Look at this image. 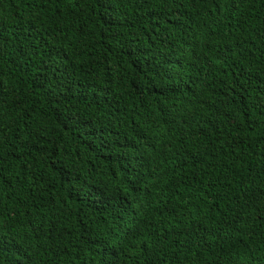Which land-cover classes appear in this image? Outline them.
<instances>
[{
  "label": "trees",
  "instance_id": "16d2710c",
  "mask_svg": "<svg viewBox=\"0 0 264 264\" xmlns=\"http://www.w3.org/2000/svg\"><path fill=\"white\" fill-rule=\"evenodd\" d=\"M0 264H264V0H0Z\"/></svg>",
  "mask_w": 264,
  "mask_h": 264
}]
</instances>
